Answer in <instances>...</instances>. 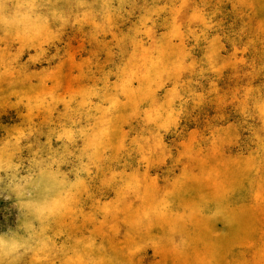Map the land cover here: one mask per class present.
<instances>
[{
	"label": "rangeland",
	"instance_id": "rangeland-1",
	"mask_svg": "<svg viewBox=\"0 0 264 264\" xmlns=\"http://www.w3.org/2000/svg\"><path fill=\"white\" fill-rule=\"evenodd\" d=\"M0 264H264V0H0Z\"/></svg>",
	"mask_w": 264,
	"mask_h": 264
},
{
	"label": "clouds",
	"instance_id": "clouds-1",
	"mask_svg": "<svg viewBox=\"0 0 264 264\" xmlns=\"http://www.w3.org/2000/svg\"><path fill=\"white\" fill-rule=\"evenodd\" d=\"M26 244L27 241H18L14 239L0 242V255L5 257L14 256L21 248L26 247Z\"/></svg>",
	"mask_w": 264,
	"mask_h": 264
}]
</instances>
